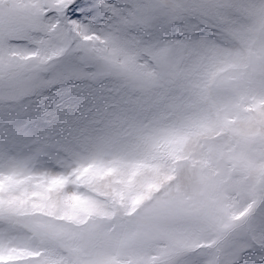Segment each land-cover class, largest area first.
Returning <instances> with one entry per match:
<instances>
[{
  "label": "snow or ice",
  "instance_id": "6c2138e0",
  "mask_svg": "<svg viewBox=\"0 0 264 264\" xmlns=\"http://www.w3.org/2000/svg\"><path fill=\"white\" fill-rule=\"evenodd\" d=\"M0 264H264V0H0Z\"/></svg>",
  "mask_w": 264,
  "mask_h": 264
}]
</instances>
